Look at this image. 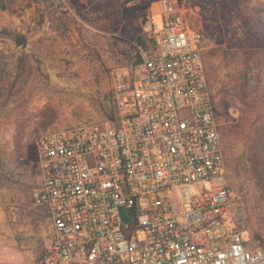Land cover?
Listing matches in <instances>:
<instances>
[{
  "label": "built area",
  "instance_id": "1",
  "mask_svg": "<svg viewBox=\"0 0 264 264\" xmlns=\"http://www.w3.org/2000/svg\"><path fill=\"white\" fill-rule=\"evenodd\" d=\"M157 3L151 54L140 52L130 72L109 71L115 122L36 141L41 181L32 199L48 208L53 226L42 264H264V248H250L230 223L234 199L202 36L179 0ZM181 186L186 207L176 194Z\"/></svg>",
  "mask_w": 264,
  "mask_h": 264
},
{
  "label": "rangeland",
  "instance_id": "2",
  "mask_svg": "<svg viewBox=\"0 0 264 264\" xmlns=\"http://www.w3.org/2000/svg\"><path fill=\"white\" fill-rule=\"evenodd\" d=\"M179 1L187 23L202 36L204 73L234 199L230 223L250 248H264V0ZM152 3L7 0L8 10H0V231H11L22 250L33 248L29 243L39 228L31 210L41 181L37 139L110 121L116 108L109 71L132 70L141 52L137 37L151 39L160 25ZM5 31L25 38V45L6 38ZM20 141L31 147L22 156L14 151ZM176 194L186 207V187ZM118 214L127 223L123 207Z\"/></svg>",
  "mask_w": 264,
  "mask_h": 264
},
{
  "label": "crops",
  "instance_id": "3",
  "mask_svg": "<svg viewBox=\"0 0 264 264\" xmlns=\"http://www.w3.org/2000/svg\"><path fill=\"white\" fill-rule=\"evenodd\" d=\"M154 4H156L158 8L155 17H158L160 21L159 5L157 1L150 5V11L154 13ZM133 68L134 66H132V69ZM31 210L35 212L33 217L39 226L38 229L33 231L35 240L29 243L33 248L29 251L22 250L18 244H14V237L11 231H0V264H36L38 258H40V264H42L45 254L44 246L48 238L52 235L53 226L46 206H36L34 204Z\"/></svg>",
  "mask_w": 264,
  "mask_h": 264
},
{
  "label": "trees",
  "instance_id": "4",
  "mask_svg": "<svg viewBox=\"0 0 264 264\" xmlns=\"http://www.w3.org/2000/svg\"><path fill=\"white\" fill-rule=\"evenodd\" d=\"M156 0H146V4H150L152 2H155ZM7 0H0V10L5 11L8 10V5L6 4ZM6 38L11 39L12 41L16 42L18 45H25V38L22 36H14L8 32L3 33ZM137 46L139 47V50L141 52L150 55L152 48H153V42L152 39H149L147 35L141 34L136 39ZM137 60L133 63V66H136L141 61V54H137ZM116 112L114 115L110 116V121L115 122L116 120ZM36 145V144H35ZM31 149L29 142H26L25 144H21L20 142H17L14 146V151L17 153L18 156L23 155V150L29 151ZM135 213V210H134Z\"/></svg>",
  "mask_w": 264,
  "mask_h": 264
}]
</instances>
